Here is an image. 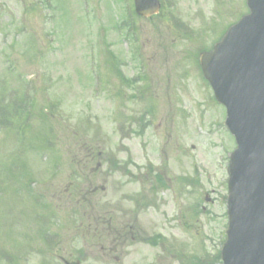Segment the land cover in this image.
Here are the masks:
<instances>
[{
    "label": "rangeland",
    "instance_id": "rangeland-1",
    "mask_svg": "<svg viewBox=\"0 0 264 264\" xmlns=\"http://www.w3.org/2000/svg\"><path fill=\"white\" fill-rule=\"evenodd\" d=\"M47 1L0 0V101L16 93L34 100L28 127L18 131L29 142L0 126V253L15 264H221L235 144L196 54L247 13L245 0H160L157 17L121 30L129 24L127 0ZM117 72L144 79L129 88ZM147 111L142 132L136 125ZM17 117L12 125H25ZM50 126L51 159L43 152ZM90 152L93 162L85 160ZM114 163L118 172L110 171ZM154 174L166 176L167 188H155ZM185 180L193 186L184 188ZM88 183L97 190L86 201L116 229L133 221L142 243L82 238L72 213L88 212L76 202ZM145 202L154 205L143 209ZM49 211L54 219L39 226L34 216ZM41 232L59 245L51 249ZM4 256L0 264H12Z\"/></svg>",
    "mask_w": 264,
    "mask_h": 264
},
{
    "label": "water",
    "instance_id": "water-1",
    "mask_svg": "<svg viewBox=\"0 0 264 264\" xmlns=\"http://www.w3.org/2000/svg\"><path fill=\"white\" fill-rule=\"evenodd\" d=\"M247 6L250 15L200 59L237 143L230 156L223 264H264V0H247ZM136 8L148 17L158 5L141 0Z\"/></svg>",
    "mask_w": 264,
    "mask_h": 264
},
{
    "label": "flooded vegetation",
    "instance_id": "flooded-vegetation-1",
    "mask_svg": "<svg viewBox=\"0 0 264 264\" xmlns=\"http://www.w3.org/2000/svg\"><path fill=\"white\" fill-rule=\"evenodd\" d=\"M86 209H90V210H94L96 209L94 206H90V205H86ZM98 209L99 211H102L103 209V206H98ZM130 213H133V212H130ZM132 215V214H131ZM91 216L95 217V225H94V232L92 233V236H93V240H98V239H101V237H111L109 235H107L110 231L113 232L114 234V237H111L112 241L113 242H126L127 239H129L130 241H135L136 238H139V234H138V231H134V228L133 226L134 223L133 221L132 222H127V225L126 226H122L119 230H114V229H111V220L109 221H105L104 218L102 216V214H98V215H88V217L90 218ZM134 216H136L134 214ZM98 222V223H97ZM134 222H136V218L134 220ZM107 227V228H106ZM91 230V227L88 229V231ZM107 232V233H105Z\"/></svg>",
    "mask_w": 264,
    "mask_h": 264
}]
</instances>
